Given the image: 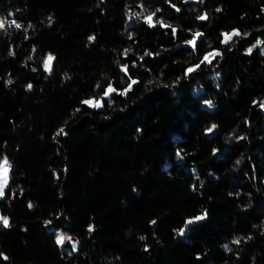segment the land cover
<instances>
[{
    "label": "trees",
    "instance_id": "trees-1",
    "mask_svg": "<svg viewBox=\"0 0 264 264\" xmlns=\"http://www.w3.org/2000/svg\"><path fill=\"white\" fill-rule=\"evenodd\" d=\"M0 22V264H264V0H0Z\"/></svg>",
    "mask_w": 264,
    "mask_h": 264
},
{
    "label": "snow or ice",
    "instance_id": "snow-or-ice-1",
    "mask_svg": "<svg viewBox=\"0 0 264 264\" xmlns=\"http://www.w3.org/2000/svg\"><path fill=\"white\" fill-rule=\"evenodd\" d=\"M199 19L204 20V19H207V17H206V15H203V16H200ZM146 20H147V22L150 25L152 24V16H148L146 18ZM163 26L168 27L167 25H163ZM3 27H4L3 22H0V28H3ZM16 27H20V25L16 24ZM173 32H175V29H173ZM199 35H200V33H196V36H199ZM239 35H240V33L238 31H234V32H232L230 34H225L224 35L225 42H228L229 40H231L232 36H239ZM89 39L92 40V39H94V37H90ZM188 43L189 44H194L195 43V39L192 40V41H188ZM251 51H252L251 48L248 49L249 53H251ZM208 59H209L208 57H205V60H208ZM52 60H53V57L49 56L47 58V60L45 61V69L46 70H50L51 69ZM197 67H199V66L197 65ZM124 70L126 71V68ZM194 70L195 69L190 68V69H188V72H192ZM132 83H136V81H133ZM30 87H31V85H29V88ZM129 87H131V85ZM111 91H113V89H111V87H110L108 89V92H111ZM108 92H106L105 95H107ZM84 103H88L91 106L99 107V104L93 105L91 101H85ZM261 107L264 108V105H261ZM60 133H63V129L60 130ZM60 133H58V134H60ZM6 165H7V161H5L4 164L0 165V169H2V171H0V197H3L4 188L7 185V167H6ZM29 207H31V205H29ZM195 219L196 220H202V219H204V216H198ZM0 222H2L5 227L9 226L8 219L6 217H0ZM187 223H192V221H188ZM89 231H92L91 226L89 227ZM65 239H67V237H65L63 235H59L57 237L56 243L58 245H62L64 243Z\"/></svg>",
    "mask_w": 264,
    "mask_h": 264
},
{
    "label": "rangeland",
    "instance_id": "rangeland-1",
    "mask_svg": "<svg viewBox=\"0 0 264 264\" xmlns=\"http://www.w3.org/2000/svg\"><path fill=\"white\" fill-rule=\"evenodd\" d=\"M223 39H224V35H223ZM192 40H194V39H191V41H192ZM49 56H50V55L47 54V55L44 57V59H43L42 66H43L44 69H45V61L47 60V58H48ZM205 57H208V55H205V56H204V59H205ZM110 87H111L110 84L106 85L104 91L101 92V95H99V96H97V97H95V98H94V97H88V98L83 99V101H84V102H85V101H91L93 105H95V104H99V106H100V100H101L100 97H101V96H107V95H105V93L108 92V89H109ZM86 104L89 105V106H91V105L88 104V103H86ZM263 105H264V104H263ZM92 107H95V106H92ZM262 110L264 111V108H262ZM5 161H7V159H6L5 157H1V158H0V165L4 164ZM6 167H7V179H8V168H9V164H8V162H7ZM0 171H2V169H0Z\"/></svg>",
    "mask_w": 264,
    "mask_h": 264
}]
</instances>
